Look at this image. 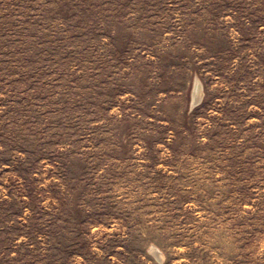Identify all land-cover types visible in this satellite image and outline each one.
Masks as SVG:
<instances>
[{
    "label": "rangeland",
    "instance_id": "obj_1",
    "mask_svg": "<svg viewBox=\"0 0 264 264\" xmlns=\"http://www.w3.org/2000/svg\"><path fill=\"white\" fill-rule=\"evenodd\" d=\"M0 264H264V0H0Z\"/></svg>",
    "mask_w": 264,
    "mask_h": 264
},
{
    "label": "water",
    "instance_id": "obj_2",
    "mask_svg": "<svg viewBox=\"0 0 264 264\" xmlns=\"http://www.w3.org/2000/svg\"><path fill=\"white\" fill-rule=\"evenodd\" d=\"M198 86H199V90L201 91V85H200L199 82H198ZM195 90H196V92L194 91V94H193V97H192V104L193 105L198 103L200 101V99H201V92H200V94H198V89L196 88Z\"/></svg>",
    "mask_w": 264,
    "mask_h": 264
},
{
    "label": "bare ground",
    "instance_id": "obj_3",
    "mask_svg": "<svg viewBox=\"0 0 264 264\" xmlns=\"http://www.w3.org/2000/svg\"><path fill=\"white\" fill-rule=\"evenodd\" d=\"M197 85H198V84H197ZM197 89H198V94H200L201 91L199 90V88H197ZM201 95H202V94H201Z\"/></svg>",
    "mask_w": 264,
    "mask_h": 264
}]
</instances>
